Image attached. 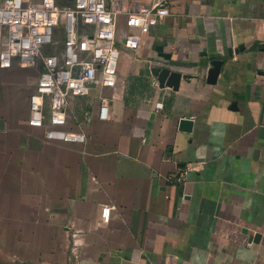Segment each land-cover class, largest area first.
<instances>
[{
    "label": "crops",
    "instance_id": "obj_1",
    "mask_svg": "<svg viewBox=\"0 0 264 264\" xmlns=\"http://www.w3.org/2000/svg\"><path fill=\"white\" fill-rule=\"evenodd\" d=\"M168 12L120 54L109 120L83 144L44 143L25 123L37 73L0 70V264H264V0ZM154 65L189 77L159 88ZM175 167L180 187L160 179Z\"/></svg>",
    "mask_w": 264,
    "mask_h": 264
},
{
    "label": "built area",
    "instance_id": "obj_2",
    "mask_svg": "<svg viewBox=\"0 0 264 264\" xmlns=\"http://www.w3.org/2000/svg\"><path fill=\"white\" fill-rule=\"evenodd\" d=\"M168 2L124 8L119 0H0V70L37 73L26 126L39 130L44 143L83 144L85 127L109 120V103L121 86L120 54L138 52L149 29L168 15ZM187 171L175 167L160 179L180 187ZM109 210L99 207L101 224Z\"/></svg>",
    "mask_w": 264,
    "mask_h": 264
},
{
    "label": "water",
    "instance_id": "obj_3",
    "mask_svg": "<svg viewBox=\"0 0 264 264\" xmlns=\"http://www.w3.org/2000/svg\"><path fill=\"white\" fill-rule=\"evenodd\" d=\"M155 51L157 52L158 56L164 59H168V56L163 54L161 51V47L159 42H156ZM242 48L239 47L238 50L240 51ZM237 53V50L234 52ZM220 62L219 61H213L211 67L207 70L206 73V82L212 83L217 76V73L220 68ZM146 75H151L155 78L157 85L159 88L167 87L172 90H176L177 85L179 83L180 79H186L189 76L187 75H181L178 72L171 71L168 68H159V67H150L145 69ZM177 128L179 131L189 132L191 128V121L188 119H180L177 123ZM257 236H254L253 239H256Z\"/></svg>",
    "mask_w": 264,
    "mask_h": 264
}]
</instances>
